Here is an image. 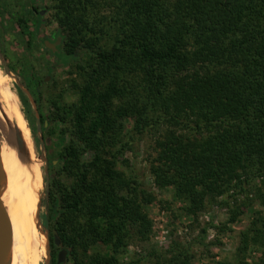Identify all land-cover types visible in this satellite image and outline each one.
Listing matches in <instances>:
<instances>
[{
	"label": "trees",
	"instance_id": "1",
	"mask_svg": "<svg viewBox=\"0 0 264 264\" xmlns=\"http://www.w3.org/2000/svg\"><path fill=\"white\" fill-rule=\"evenodd\" d=\"M28 1L9 10L23 36L45 13ZM53 1L57 48L74 60L83 55L76 99L51 100L47 116L48 125L62 124L60 137L70 138L57 165L49 162L50 206L40 219L53 250L65 248L72 264H121L87 251L98 243L117 251L131 238L149 241L145 206L155 195L123 158L148 131L153 184L172 187L193 218L217 198L229 206L247 187L264 189V0ZM229 207L220 230L240 214ZM249 245L261 248L255 264H264L263 217L240 232L239 264H247ZM146 256L156 264L192 260L189 246L175 239Z\"/></svg>",
	"mask_w": 264,
	"mask_h": 264
},
{
	"label": "rangeland",
	"instance_id": "2",
	"mask_svg": "<svg viewBox=\"0 0 264 264\" xmlns=\"http://www.w3.org/2000/svg\"><path fill=\"white\" fill-rule=\"evenodd\" d=\"M19 1L10 0L6 5L3 2L0 4V145L7 155V169L1 177L0 191L6 216L10 223L11 220L14 223L11 224V229L14 231V238L16 237L11 246L7 247L4 262L48 264V229L42 226L40 219L45 220L43 214L48 215L50 206L48 186L55 169L49 162L57 165V152L70 138L68 135L60 137L58 132L62 124L47 123V130H42L41 125L42 120L49 115L51 100L60 97V102L71 103L76 99V87L82 83L76 64L82 62L83 55L78 61L59 51L53 53L42 45L44 39H54V31L58 25L52 9L53 0L28 1L45 9L44 19L37 29L30 28L29 35H21L9 12L21 11L17 4ZM107 11L103 10L104 13ZM36 22V18L32 17L29 24L33 26ZM45 75L50 76L49 80L38 82ZM74 84H77L76 87ZM9 104L15 105L24 119L21 129L11 114ZM52 127L56 130L50 135L48 130ZM151 132L137 137L132 150L126 151L123 156L144 187L155 195V200L145 206L152 223L149 241L131 238L125 248L117 251L110 244L98 243L87 253L112 256L121 264H156L154 258L146 256L147 251L154 245L164 248L175 239L185 247L189 246L191 264H239L241 256L236 254V248L240 232L248 228L252 219L264 218V189L261 188L258 192L247 187L246 192L237 195L235 199H228L229 206L239 208L240 214L237 221L227 224V228L223 230L219 227L227 221L230 207L221 205V198L208 203L193 218L184 211V204L174 196L172 187L158 189L153 184L149 172V161L155 155L154 136ZM21 134H25L30 140L36 161H30L23 152ZM89 156L88 152L84 154V157ZM118 168L124 170L122 164ZM56 178L62 183L66 182L60 175ZM13 185L15 188L20 185L19 187L30 189L32 199L18 194ZM6 190H10L11 197ZM42 197L46 202L41 205ZM202 229H206L205 232ZM260 255L259 246L249 245L244 253L245 261L247 264H255Z\"/></svg>",
	"mask_w": 264,
	"mask_h": 264
},
{
	"label": "bare ground",
	"instance_id": "3",
	"mask_svg": "<svg viewBox=\"0 0 264 264\" xmlns=\"http://www.w3.org/2000/svg\"><path fill=\"white\" fill-rule=\"evenodd\" d=\"M2 82V79H1V76H0V83ZM12 97V96H11ZM8 100V99H7ZM14 101V100H13ZM10 105V104H9ZM10 111H11V114L14 116V118L17 120L18 122V126H19V129H21L20 127L23 126L24 124V119L22 117V115L20 114L19 110L17 109V107L13 104L10 105ZM21 141H20V144H21V147H22V150L23 152L25 153V155L29 158L30 161L34 162L36 161V158H35V155H34V152H33V149H32V146H31V143H30V140L28 139V137L25 135V134H21ZM35 164V163H34ZM6 169H7V155H6V152L4 151V149L1 147L0 145V179L1 177L4 175V173L6 172ZM20 184V183H19ZM10 185V183H9ZM14 186V185H13ZM20 186V185H19ZM17 186L15 188V190L18 192V194L20 193L22 196L26 197V198H29L30 200L32 199L33 197V194H32V191L30 189H25L23 187H19ZM11 187V186H9ZM11 190V189H10ZM10 190H6V193L8 194V196L11 197V193H10ZM16 195V194H15ZM23 201V200H22ZM0 207H2L4 209V206H3V201L1 199V192H0ZM37 209V208H36ZM35 213V212H34ZM12 220H11V223H10V226L12 224ZM14 224V223H13ZM12 228V227H11ZM12 230V229H11ZM15 230V229H14ZM13 231V230H12ZM14 233V231H13ZM12 233V238H11V241L9 242L8 244V247L11 246V242L12 240H14V235ZM17 233V232H16ZM7 255V253H6ZM5 255V256H6ZM12 261V260H11ZM2 264H6L4 262V259L2 261Z\"/></svg>",
	"mask_w": 264,
	"mask_h": 264
},
{
	"label": "water",
	"instance_id": "4",
	"mask_svg": "<svg viewBox=\"0 0 264 264\" xmlns=\"http://www.w3.org/2000/svg\"><path fill=\"white\" fill-rule=\"evenodd\" d=\"M60 42V37H57L55 42H49L45 41L44 44L46 47L51 49L52 51H56V46ZM5 69L7 70V67L5 66ZM37 126L39 128V122L37 121ZM12 230L10 226L9 219L6 216V211L2 207H0V264H2V261L4 259V256L7 252V247L10 242ZM67 250L62 249L58 253V261L60 262L63 258V256L66 254Z\"/></svg>",
	"mask_w": 264,
	"mask_h": 264
},
{
	"label": "flooded vegetation",
	"instance_id": "5",
	"mask_svg": "<svg viewBox=\"0 0 264 264\" xmlns=\"http://www.w3.org/2000/svg\"><path fill=\"white\" fill-rule=\"evenodd\" d=\"M57 39V37H55L53 40H47L49 42H55V40ZM46 40H44L45 42ZM60 43V42H59ZM45 45V44H44ZM59 45V44H58ZM58 45L56 46V48L58 47ZM46 47V46H45ZM48 48V47H47ZM59 48V47H58ZM56 51H59L60 52V49H58ZM49 49V48H48ZM50 51H52L51 49H49ZM53 52V51H52ZM53 53H57V52H53ZM50 78V76L48 75H45L42 79H41V83L42 81L43 82H46L48 81ZM40 82V81H38ZM40 83V84H41ZM48 115H46V119H43L42 120V125H41V129L42 130H46V126H47V117ZM39 118H40V115H39ZM1 185H2V178L0 179V190H1ZM1 192V191H0ZM58 245V244H57ZM49 247H50V261L48 262V264H72V261L70 260L69 256H68V251L66 252V254L63 256L62 260L59 262L58 261V253L59 251H61L62 249H65L63 247H60L58 249H54L53 250V247L49 244ZM66 250V249H65Z\"/></svg>",
	"mask_w": 264,
	"mask_h": 264
}]
</instances>
